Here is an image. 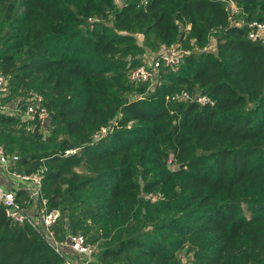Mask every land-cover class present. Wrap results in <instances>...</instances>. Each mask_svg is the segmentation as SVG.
<instances>
[{"label": "trees", "instance_id": "16d2710c", "mask_svg": "<svg viewBox=\"0 0 264 264\" xmlns=\"http://www.w3.org/2000/svg\"><path fill=\"white\" fill-rule=\"evenodd\" d=\"M232 1L241 25L221 0H0V101L40 95L66 135L44 144L37 126L15 130L17 115L0 112L9 170L39 172L38 201L57 224L94 225L99 264H264V45L245 25L264 21V0ZM136 35L155 54L193 50L154 83L130 82ZM133 168L154 171L142 185ZM161 182L162 197L139 195ZM0 264L63 260L0 205Z\"/></svg>", "mask_w": 264, "mask_h": 264}, {"label": "built area", "instance_id": "2783aa9c", "mask_svg": "<svg viewBox=\"0 0 264 264\" xmlns=\"http://www.w3.org/2000/svg\"><path fill=\"white\" fill-rule=\"evenodd\" d=\"M226 4L228 16L233 24L241 25L243 22L237 19L238 8L235 6L232 0H221ZM90 20V19H89ZM247 26V37L251 40H259L264 45V21L251 20L245 23ZM193 49H186L176 45L165 47L159 53L152 57H146V60L135 68L129 70L127 78L130 82L137 81H150L154 83L157 79V71L159 67H174L176 66L186 55L192 52ZM8 93V77L0 73V99L4 98ZM182 99L194 98L200 104L209 103L211 101L204 95H195L194 97L188 96L182 92L179 96ZM24 107L22 109V115L26 121L32 124L31 127L37 126V128L44 133V127L48 125L50 116L49 112L41 104V97L36 93H29L23 100ZM15 155H8L4 152L0 145V166L8 174V176L14 180L30 183L28 191V207L31 206V211L28 207L22 206L19 200L16 198L15 186L10 185L5 188L0 185V205L3 207L5 215L11 220L18 223H28L39 236L46 241L54 251L62 258L63 264H73L68 258L67 249L74 253L82 260V264H89L91 258V252L93 248L89 243L85 241L82 234L68 233L62 240H58L53 225L59 217V211L56 209L46 211L45 201L41 199V207H34V201L39 198V186H40V174L39 172L31 174H23L14 170H9V164L16 160ZM150 201L159 198V194L151 196H145Z\"/></svg>", "mask_w": 264, "mask_h": 264}, {"label": "rangeland", "instance_id": "374dc122", "mask_svg": "<svg viewBox=\"0 0 264 264\" xmlns=\"http://www.w3.org/2000/svg\"><path fill=\"white\" fill-rule=\"evenodd\" d=\"M116 5H121L122 0H112ZM137 38V43H139L140 45H142V47H144V53L142 52L138 57H140L142 59V61L146 60V57H152L153 55H155L156 50H154V48L151 47V45L147 42H145L144 40H142L141 36L136 35ZM210 44V43H209ZM177 45L179 47H183L186 48L188 50L192 49L191 44L188 42H182V43H177ZM209 49H212L209 45L208 47ZM27 93L24 92H20L18 95L22 96V97H26ZM9 100H6V102ZM6 102L2 103L0 102V112H11L14 114L20 113V111L17 110V108H10L7 106ZM14 129L15 130H19L22 131L23 133L25 132H31V130L33 131L32 127H29L25 122L24 123H18L17 125H14ZM17 127V128H16ZM18 131V132H19ZM44 133H41L39 137V140L43 141L44 144L47 145H51L56 141H59L60 139L66 137L65 133L63 132V130L61 129L60 126L56 125L55 123H51L50 121L48 122V125L46 126V128L44 127ZM153 163L155 162V158H153L151 160ZM170 167V165H168ZM168 166L166 165V167L168 168ZM139 169V168H138ZM133 168V172H138L139 176H138V184H142L144 185L145 180H147V178L149 177V175L152 174V171H154V169H149L147 171H142V170H138ZM161 186V191L157 190V188ZM170 189L169 185L166 183H160L157 186H153L150 188H145L142 191L139 192V195L142 194L143 196H151V195H156V193L159 194V198L162 197V195L165 192H168V190ZM157 191V192H155ZM155 192V193H154ZM39 202V203H38ZM35 201L36 207L39 208L41 207V202L40 201ZM72 223V225L70 224ZM74 225V226H73ZM76 226V227H75ZM55 229V228H54ZM57 232H56V236L58 237V235L60 237H63L64 233L65 235L68 233H79V234H84L86 239H87V243H89V245H91V247L94 249L93 252H91V255L94 256V254L97 251V243L94 241V237H95V233H94V225H92L88 219H86L84 222H79L77 215H73L70 216L68 214H63L60 218V221L58 222L57 226H56ZM64 235V236H65ZM59 238V237H58ZM92 259V256H91ZM189 256L187 255H181V260L183 264H190L188 262Z\"/></svg>", "mask_w": 264, "mask_h": 264}, {"label": "crops", "instance_id": "0c3cea01", "mask_svg": "<svg viewBox=\"0 0 264 264\" xmlns=\"http://www.w3.org/2000/svg\"><path fill=\"white\" fill-rule=\"evenodd\" d=\"M209 45L213 49L214 48V41L210 40V44ZM162 49H163V47L161 46L160 49L157 52H160ZM23 100H24V97L19 96V95H14L11 99H9V101L6 102V104L10 108L14 107V108H17V110L19 109L18 111H20V113H18V115L15 114V115H17V117L19 119V123H24L25 122L29 127H31L32 124L25 120V118L23 117L24 115L21 114L22 113V109L19 108V105L21 103H23ZM1 112H3V111H1ZM5 113H9V112H5ZM9 114H14V113L10 112ZM39 132L42 133L40 130H39ZM11 184L15 186L16 198L19 200V202L22 204V206L28 207V202H27V200H28V191H29V187H31V184L30 183H25V182H22V181H17V180H14V179L10 178L8 176V174L0 166V185H2L3 187L7 188ZM36 201L38 202V200H36ZM33 205H34V207L36 206L35 201H34ZM30 208H31V206H30ZM30 208H29V210L31 211ZM56 226H57V222H55V224L53 225V229L56 228ZM54 232L56 234V229H54ZM65 233H64V235H65ZM64 235H63V237H64ZM58 237H59L58 240H62L63 239V237H60L59 235H58ZM66 250H67V253H68V258H69V260H71V262L73 264H82V260L79 257H77L69 249L66 248ZM89 264H99V262L92 255V259L91 258L89 259Z\"/></svg>", "mask_w": 264, "mask_h": 264}, {"label": "water", "instance_id": "95a60500", "mask_svg": "<svg viewBox=\"0 0 264 264\" xmlns=\"http://www.w3.org/2000/svg\"><path fill=\"white\" fill-rule=\"evenodd\" d=\"M49 116L51 117V114H49ZM186 247L184 248V251H185Z\"/></svg>", "mask_w": 264, "mask_h": 264}]
</instances>
